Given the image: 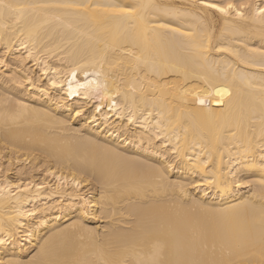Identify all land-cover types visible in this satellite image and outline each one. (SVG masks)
I'll list each match as a JSON object with an SVG mask.
<instances>
[{
	"label": "bare ground",
	"instance_id": "6f19581e",
	"mask_svg": "<svg viewBox=\"0 0 264 264\" xmlns=\"http://www.w3.org/2000/svg\"><path fill=\"white\" fill-rule=\"evenodd\" d=\"M261 9L0 0V264H264Z\"/></svg>",
	"mask_w": 264,
	"mask_h": 264
},
{
	"label": "snow or ice",
	"instance_id": "6c2138e0",
	"mask_svg": "<svg viewBox=\"0 0 264 264\" xmlns=\"http://www.w3.org/2000/svg\"><path fill=\"white\" fill-rule=\"evenodd\" d=\"M209 7L218 8V6L216 4H211V5H209ZM227 8L228 9H232L233 8V5L232 4H228L227 5ZM218 10L221 11V12H224L225 11V8H218ZM261 12H264V9H261Z\"/></svg>",
	"mask_w": 264,
	"mask_h": 264
}]
</instances>
